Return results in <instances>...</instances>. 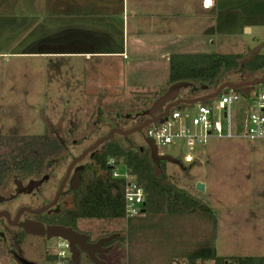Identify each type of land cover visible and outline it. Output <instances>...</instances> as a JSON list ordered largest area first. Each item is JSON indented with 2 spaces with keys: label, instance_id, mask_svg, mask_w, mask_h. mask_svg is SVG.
I'll use <instances>...</instances> for the list:
<instances>
[{
  "label": "rangeland",
  "instance_id": "rangeland-1",
  "mask_svg": "<svg viewBox=\"0 0 264 264\" xmlns=\"http://www.w3.org/2000/svg\"><path fill=\"white\" fill-rule=\"evenodd\" d=\"M26 1L0 0V52H8L0 55V136L46 135L60 139L63 145L57 155L45 156L46 170L54 176L68 151L78 152L111 125L130 124V120H122V117L146 109L160 94L157 89L162 87L163 90L168 86L158 82L152 87L148 84L152 79L144 78V86L129 83L127 87L112 86L102 93L103 87L96 83L99 78L89 77V85L94 83L95 86L85 87L86 90L79 92L62 83L63 79H71L70 76L64 78L63 74H72L71 67L76 63L89 67L98 65L100 68L106 65L105 58L92 57L85 61L67 53L38 60L26 58L23 54H10L24 51L22 31ZM54 37L53 41L57 42L49 40L48 49H76L71 41L72 30L67 26ZM257 39L263 42L251 50L239 49L244 56L239 67L223 72L215 87L225 81L264 77V71H244V63L249 56L260 51L264 53V33L257 35ZM101 82L105 84L107 80ZM255 87L256 90H264V84ZM206 91L200 88L192 91L188 86L182 87L179 95L192 97ZM230 108L233 112L236 108L240 110L237 103L231 104ZM190 113L194 114L195 109H190ZM110 143L149 152L148 144L139 131L127 137L114 134L104 145L97 147V153L108 152ZM158 150L171 156L184 151L181 143L159 145ZM192 152L191 161L181 160L182 166L164 161L165 180L175 190L190 193L207 209L201 211L195 207L183 212L168 213L164 210L153 213L146 208L127 221L119 218V222L116 219L103 222L94 218L86 224L81 220L80 228L91 229L92 235L99 234L101 230L120 228L122 241L109 254L99 255V258L107 264H187L186 253L212 236L217 255L228 261L264 255V138H211L205 147L195 148ZM124 159V155L119 159L120 167ZM160 171V167L154 166V174L158 175ZM17 172L16 169L15 174ZM197 181L206 182L205 190L196 188ZM57 240L51 238L45 247L54 245ZM82 259L79 264H95L84 252ZM197 264L214 262L204 260Z\"/></svg>",
  "mask_w": 264,
  "mask_h": 264
},
{
  "label": "crops",
  "instance_id": "crops-1",
  "mask_svg": "<svg viewBox=\"0 0 264 264\" xmlns=\"http://www.w3.org/2000/svg\"><path fill=\"white\" fill-rule=\"evenodd\" d=\"M246 1L27 0L22 31L24 51L9 53L38 60L67 53L85 61L105 58L106 65L100 68L76 63L71 67L72 74H63L71 79H63L62 83L79 92L95 86L89 85V77L99 78L96 83L103 87L102 93L129 83L144 86V78L152 79L148 83L152 87L158 82L165 87L169 86L170 60L175 56L241 53L240 48L251 50L263 42L257 35L264 33V8L263 19L249 17L255 6L251 9L253 3L243 5ZM66 26L72 30L71 41L76 49H48L49 40L57 42L54 36ZM105 79L104 84L101 80ZM166 89L161 87L157 92ZM215 89L208 88L206 93ZM203 184L205 190L206 182Z\"/></svg>",
  "mask_w": 264,
  "mask_h": 264
},
{
  "label": "flooded vegetation",
  "instance_id": "flooded-vegetation-1",
  "mask_svg": "<svg viewBox=\"0 0 264 264\" xmlns=\"http://www.w3.org/2000/svg\"><path fill=\"white\" fill-rule=\"evenodd\" d=\"M146 117L140 113L125 115L122 120H130V124L111 125L102 135L111 127L130 128ZM139 132L143 135V128ZM89 145L75 153L68 151L67 157L61 160V165L57 167L54 176L52 172L46 170L48 165L45 156L35 157L33 160L35 163L30 169L27 167L28 172L15 174L14 139L11 136H0V155L3 153L2 157L8 161L7 166H0V264H49L47 242L51 238H59L48 236L47 228L54 225L69 227L81 234V237L73 239L81 246L78 264L83 262L82 252L89 259L93 254L104 256L121 242L120 228L114 231L101 230L99 234L92 235V230L80 228L79 222L83 220L89 224L94 218H80L72 210L85 184H94L96 175L104 174L96 165L97 147L80 160L74 161ZM37 152L34 150L32 153L37 155ZM57 192L59 195L56 202L43 209L54 199ZM95 219L103 222L108 220L103 217ZM115 221L121 220L117 218ZM100 259L105 261L103 258Z\"/></svg>",
  "mask_w": 264,
  "mask_h": 264
},
{
  "label": "trees",
  "instance_id": "trees-1",
  "mask_svg": "<svg viewBox=\"0 0 264 264\" xmlns=\"http://www.w3.org/2000/svg\"><path fill=\"white\" fill-rule=\"evenodd\" d=\"M248 3H253L250 6L251 9L253 5L255 6V12L249 14V17L254 16L263 19L261 10L264 8V0H248L243 5ZM249 20L251 21L250 18ZM243 58L244 56L241 53L214 52L175 56L170 60L168 84L186 80L195 85L205 84L208 88H215L218 84L217 79L223 72L237 69ZM244 71L249 73L264 71V54L255 53L249 56L244 63ZM13 139V160H15L16 169L19 171L17 173L28 172L30 166L35 163L33 161L35 157L57 155L62 148V144L57 138L46 135H22L19 137L14 136ZM34 150L38 151L37 155L32 153ZM108 154L125 156L127 165L131 167L145 187V209L147 208L150 212L158 213L167 210L168 213H176L195 207L201 211L207 209L190 193L175 190L174 186L165 180L164 161H160L158 167L161 168V171L156 175L153 173V169L157 165L151 161L148 151L139 148L136 150L126 149L120 144L110 143L108 152L104 150L100 154L95 153L96 165L104 171V174L96 175L94 184H85L72 209L76 216L80 218L103 217L108 220L122 218L121 185L119 180L111 177L110 170L105 165ZM2 155L4 154L0 155V166H7V158L2 157ZM120 239L122 241V237ZM213 241L214 236L201 241L194 249L187 252L185 257L188 264H197L198 261L204 260H213L214 264H225L227 259L217 256ZM236 260L238 264H264V256L239 257Z\"/></svg>",
  "mask_w": 264,
  "mask_h": 264
},
{
  "label": "built area",
  "instance_id": "built-area-1",
  "mask_svg": "<svg viewBox=\"0 0 264 264\" xmlns=\"http://www.w3.org/2000/svg\"><path fill=\"white\" fill-rule=\"evenodd\" d=\"M251 87L247 92L227 89L216 97L204 102L179 104L171 107L167 114L159 120L146 125L144 138L156 145L181 143L184 151L177 156L182 161H191L193 150L203 148L211 138H246L249 140L264 138V90ZM237 103L233 112L231 104ZM195 113L191 114L190 109ZM225 120V123L223 122ZM122 155L108 154L105 165L111 177L120 181L122 190L123 216L128 219L144 212L146 190L143 183L126 163L120 167ZM51 260L49 264H74L71 260L70 245L66 239L58 238L49 247ZM188 264V263H187ZM225 264H238L237 260L226 261Z\"/></svg>",
  "mask_w": 264,
  "mask_h": 264
},
{
  "label": "water",
  "instance_id": "water-1",
  "mask_svg": "<svg viewBox=\"0 0 264 264\" xmlns=\"http://www.w3.org/2000/svg\"><path fill=\"white\" fill-rule=\"evenodd\" d=\"M257 84H264V77H254L248 80H243V81H238V82L225 81V82L220 83L216 87V89L210 93H204V94L192 96V97H180L179 91L182 87L189 86L192 91H196L199 88L206 90L208 89V87L205 84L197 86L193 84L192 82L186 81V80L171 83L167 87L165 92H163L161 95H159L157 98H155L152 101L149 107H147L146 109L140 112L141 115L147 116L144 120H142L139 124H136L127 129H121L119 127H111L107 131L106 134L99 136L93 141L91 145L85 148L82 154L74 161L80 160L84 155H86V153L96 149V147H98L101 143L109 140L115 133L126 136L134 131H141L142 128L146 126L147 124L156 122L162 116L166 115L168 110L171 107L177 106L179 104L204 102L210 98L216 97L222 91L226 92L228 88L245 93L251 87H254ZM145 141L148 144L150 159L155 165H159L160 161H169V162L176 163L182 166V162L178 157L171 156L168 154H158L156 145L153 143V141L148 138H145ZM195 186L197 189L204 190L203 182L197 181ZM58 195H59V192L56 193L54 199L51 202H49L47 205H45L43 209L52 206L56 202ZM47 233L49 237L57 236V237L66 239L70 245L71 260L74 264H78V255H79V250L81 246L79 244H76L73 239L77 236L81 237V234L76 232L75 230H72L69 227H64V226H59V225L48 227ZM90 258L95 264H107L105 261L101 260L95 254L90 255Z\"/></svg>",
  "mask_w": 264,
  "mask_h": 264
}]
</instances>
